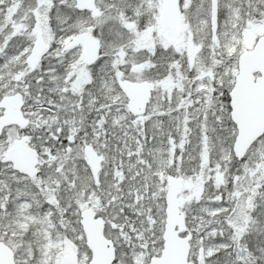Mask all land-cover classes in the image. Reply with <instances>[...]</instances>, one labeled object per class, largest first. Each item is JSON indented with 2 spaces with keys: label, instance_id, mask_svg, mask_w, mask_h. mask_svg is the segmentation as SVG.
Segmentation results:
<instances>
[{
  "label": "snow or ice",
  "instance_id": "6c2138e0",
  "mask_svg": "<svg viewBox=\"0 0 264 264\" xmlns=\"http://www.w3.org/2000/svg\"><path fill=\"white\" fill-rule=\"evenodd\" d=\"M0 264H264V0H0Z\"/></svg>",
  "mask_w": 264,
  "mask_h": 264
}]
</instances>
